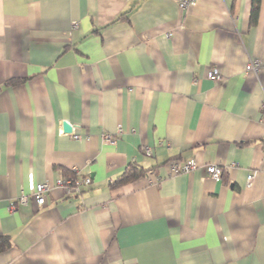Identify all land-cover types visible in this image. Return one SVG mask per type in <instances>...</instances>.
<instances>
[{
    "label": "crops",
    "instance_id": "1",
    "mask_svg": "<svg viewBox=\"0 0 264 264\" xmlns=\"http://www.w3.org/2000/svg\"><path fill=\"white\" fill-rule=\"evenodd\" d=\"M252 11L0 0V264H264V0ZM131 164L145 176L116 186ZM74 176L92 182L16 204Z\"/></svg>",
    "mask_w": 264,
    "mask_h": 264
},
{
    "label": "built area",
    "instance_id": "2",
    "mask_svg": "<svg viewBox=\"0 0 264 264\" xmlns=\"http://www.w3.org/2000/svg\"><path fill=\"white\" fill-rule=\"evenodd\" d=\"M197 0H178V6L181 10L187 11L190 7H192ZM76 24L74 25V27ZM262 66V63L258 60L254 61L253 63H249L246 67V71H252V70H258ZM208 78L212 81H218L219 80V73L217 71H211L208 74ZM264 111V103L262 107ZM122 131H119V134H121ZM73 137L75 139H80L81 136L78 134L73 133ZM104 140L107 141L108 143H113L115 137L111 135H103ZM144 152L147 155H151V149L145 148ZM198 163L194 160L181 163L178 161L172 162L170 167H171V172L174 175L177 174H189L192 173L197 167ZM206 171L208 175L215 179H220L222 177V171L219 167L216 165H209L206 168ZM256 177V173H251L247 177V186L250 187ZM91 179L88 178H81L78 176L74 177H69V178H59L55 180L53 183H40L36 186L35 191L31 195H22L17 199L16 204L17 205H25L27 204L30 200L34 201L37 206L43 207L46 204L47 201V194L52 191L53 189H61L63 190L66 195L68 196H75L81 193L82 189L85 187H88L91 184Z\"/></svg>",
    "mask_w": 264,
    "mask_h": 264
},
{
    "label": "trees",
    "instance_id": "3",
    "mask_svg": "<svg viewBox=\"0 0 264 264\" xmlns=\"http://www.w3.org/2000/svg\"><path fill=\"white\" fill-rule=\"evenodd\" d=\"M259 6H260V0H253V11H252L253 21L256 20L257 18ZM145 174L146 172L141 170L136 164H131L125 169L123 174L116 180L115 185L120 186V185L130 183L132 181H135L138 178L145 176ZM2 241L4 242H3L2 247L0 248V251L7 248L5 246L6 240L2 239Z\"/></svg>",
    "mask_w": 264,
    "mask_h": 264
},
{
    "label": "water",
    "instance_id": "4",
    "mask_svg": "<svg viewBox=\"0 0 264 264\" xmlns=\"http://www.w3.org/2000/svg\"><path fill=\"white\" fill-rule=\"evenodd\" d=\"M64 129L66 132H71L72 128L68 123H64Z\"/></svg>",
    "mask_w": 264,
    "mask_h": 264
}]
</instances>
